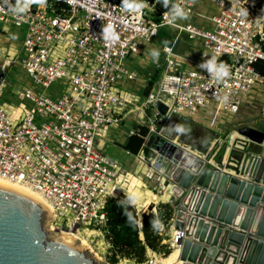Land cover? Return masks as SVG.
Here are the masks:
<instances>
[{"label": "built area", "instance_id": "obj_1", "mask_svg": "<svg viewBox=\"0 0 264 264\" xmlns=\"http://www.w3.org/2000/svg\"><path fill=\"white\" fill-rule=\"evenodd\" d=\"M200 1L205 0H154L159 7L152 9L138 0H32L27 10L14 12L18 0H0L2 26H25L20 66L36 86L20 95L33 107L16 114L1 101L7 84L0 78V178L40 193L52 208L53 225L91 226L104 239L108 233L106 206L118 195V167L100 151L98 137L117 123L122 84L138 78L124 62L139 52L141 41L168 28L174 40L184 33L202 43L196 61L177 55L189 64L182 71L172 46L161 48L166 68L144 96L143 108L166 123L173 115H233L264 81L253 68L264 60V15L256 0H207L216 6L210 16L196 10ZM175 17L184 21L173 22ZM193 18L213 26L204 28ZM56 81L64 87L59 94L49 97L37 89ZM156 102L166 107L163 115ZM36 115L47 119L35 124ZM149 212L160 233L163 219L155 207ZM157 258L161 254L152 253L142 264Z\"/></svg>", "mask_w": 264, "mask_h": 264}, {"label": "water", "instance_id": "obj_2", "mask_svg": "<svg viewBox=\"0 0 264 264\" xmlns=\"http://www.w3.org/2000/svg\"><path fill=\"white\" fill-rule=\"evenodd\" d=\"M154 106L165 113L162 103ZM262 145L258 154L241 152L222 169L155 138L181 261L264 264V141ZM51 221L52 212L42 202L0 184V264H104L85 246L51 233Z\"/></svg>", "mask_w": 264, "mask_h": 264}, {"label": "rangeland", "instance_id": "obj_3", "mask_svg": "<svg viewBox=\"0 0 264 264\" xmlns=\"http://www.w3.org/2000/svg\"><path fill=\"white\" fill-rule=\"evenodd\" d=\"M138 1L142 4H146L147 7H151L152 9L159 7L157 3L153 6L154 0ZM211 5L215 7L214 2H211ZM205 13L207 16H210L208 10H206ZM194 19L195 18H193V20ZM172 21L182 23L184 20L180 17H175L172 18ZM199 25L207 29H211L213 26L206 18L202 19ZM161 32H171L170 34L172 37L174 36V31L168 28L159 30V34ZM24 34L25 26H2L0 22V78H4L7 84L1 101L4 102L6 108H10V111H16V114L19 113L20 108L29 110L30 107H33V103L27 99L23 100L20 96L22 90H24L26 86L36 88L20 66V58L23 57L21 44ZM159 34L150 41H141L143 46L140 45L139 52L134 56L125 58L124 66L128 69H134L138 74L136 81L125 82L123 84L124 86L126 85V89L129 91L132 87L139 86L138 83H142L144 79L146 83L144 81L143 84H140L141 86L139 89H135L136 92L131 94L133 96L122 97L123 102L122 105H120L117 123L104 128L98 137V143L118 167L116 175H118L119 182L116 187L120 186L122 189L121 192L118 191L116 198L125 197L140 214L150 211L151 208L155 207L157 214H159V217L164 221V228L160 233H157L159 225H153V235L159 237V243L156 250H151L145 246L143 260L138 262L134 258H119L115 264H142L147 259V255L159 253L161 254V258H164L172 250L171 230L174 212L172 199L165 202L163 199L157 198V196L155 198L152 197V194L157 195L162 191L163 186L161 181L162 178H164L162 172L152 167V161L155 160L156 156L154 149L156 137L172 141L184 147L192 154L206 159L209 164L217 167L221 166L223 167L222 169H224L225 164L230 159H238L240 153L245 151L244 145L242 146L238 142L246 143L249 145L248 149L254 150V148L258 147L256 144L250 143L249 141L254 139L255 142H258L262 138V134H264V81L257 85L252 93L245 96L239 110L233 115L225 114L221 111L205 112L203 114L201 113L199 116L195 115L193 117L173 115L166 123L161 118L154 117L150 109L143 108V90L147 83H153L155 81L161 68L164 67V53L162 51V53L159 52L157 57L155 50L152 52L148 50V58L145 59V62H141V59L144 60V57H142V47L145 49L149 45L153 47V45L156 44L161 48L162 43L159 40ZM173 52H175L174 49ZM159 56H162V58H159ZM151 57H154V59ZM63 88L61 82L56 81L49 88L43 89L38 87L37 89L39 92L51 97L54 92L59 94ZM134 104L137 107L133 106ZM126 117L133 119L130 125H123V120ZM199 117L201 118L199 119ZM46 119L47 118H40L36 115L34 123L39 124ZM130 127H132V131H136L138 130L137 128L142 127L147 129L143 149L135 155H129V153L126 154L122 151L119 145H117V142H120L121 138L114 137L116 135L122 136L126 133L130 134ZM165 129H172V132L176 134L177 138L174 140L169 139L164 134ZM111 130H114L112 134H110ZM180 140L181 142H179ZM133 178L137 181L138 185L129 187L128 185H130ZM127 186L129 189L126 193ZM133 192H136L139 196L137 198L130 197ZM51 223L54 228H61L60 225H53L52 221ZM56 229L52 230L57 232L61 231ZM72 232L77 233L78 238L86 243L85 246L87 249L104 262V264H111L108 261V256L110 254L108 244L104 236H102L103 234L97 229L91 226H82L77 227L75 230L72 229ZM138 238L142 242V235L139 234ZM142 244L144 243L142 242ZM134 254L136 255V253Z\"/></svg>", "mask_w": 264, "mask_h": 264}, {"label": "trees", "instance_id": "obj_4", "mask_svg": "<svg viewBox=\"0 0 264 264\" xmlns=\"http://www.w3.org/2000/svg\"><path fill=\"white\" fill-rule=\"evenodd\" d=\"M256 5L260 10V15H264V1L256 0ZM264 34V27H263ZM264 47V40L262 42ZM254 70L264 77V60H258L253 65ZM152 87V82L147 83L143 90L144 96L148 94ZM147 135L146 128H139L138 134L128 136L124 149L130 153L137 154L143 149L144 137ZM107 231L106 242L109 243L108 261L115 264L119 258H134L136 261L143 260L145 246L151 250H156L159 237L153 235V222L155 216L152 213L142 212L141 228L138 229V213L125 197L111 199L106 206ZM141 232L142 244L139 237ZM136 253V255L134 254Z\"/></svg>", "mask_w": 264, "mask_h": 264}, {"label": "crops", "instance_id": "obj_5", "mask_svg": "<svg viewBox=\"0 0 264 264\" xmlns=\"http://www.w3.org/2000/svg\"><path fill=\"white\" fill-rule=\"evenodd\" d=\"M205 1H207V0H205ZM205 1H200L199 2V4L197 5V7H196V10L198 11V12H202V13H204V14H206L205 13V11L206 10H208V12H210V15H212V14H214V13H216V6L214 7L213 5H211V2H205ZM207 15V14H206ZM194 23H196V24H201V21L197 18H195L194 20ZM199 26H202V25H199ZM171 33V32H170ZM170 33H167V32H161L160 34H159V40L161 41V43H162V45H161V48H162V46H164V45H170V46H172V50L174 49L175 50V54H176V56L174 57V59L177 61V62H179L180 64H181V67H179L178 69L180 70V71H182V70H184V68H187V66L189 65H187L186 63H182L181 61V59L180 58H178V56L180 57H185V58H188L189 60H193V61H196V60H198L199 59V57H200V53H201V51H202V49H203V47H202V43H201V41L200 40H197V39H195V40H190V39H188L187 38V36L184 34V35H181V37H180V39L179 40H174V36L172 37V35L170 34ZM174 35H175V33H174ZM171 42V43H170ZM140 45L141 46H143V43L142 42H140ZM161 48H159L156 44H154L153 45V47H152V45H149L148 47H146L145 49H143V47H142V52H143V54H142V57H144V60L143 59H141L142 61L141 62H145V59H147L148 58V55H147V51L149 50L150 52H152L153 50H155V53H156V56L158 57V55H159V52H161ZM185 50V51H184ZM162 53V52H161ZM178 55V56H177ZM162 58V56H159V58ZM151 58H153L154 59V57H151ZM163 60H164V56H163ZM140 61V60H139ZM164 67L163 68H161V70H160V72H159V74H158V76H157V78L155 79V81L152 83V86L154 85V84H156L157 83V81L159 80V78H160V75L164 72V69L166 68V62H165V60H164ZM142 67V66H141ZM144 81H145V83H146V80L144 79ZM144 81L142 82V83H138L139 84V86H134V87H132V89L131 90H127L126 88V85L124 86L123 84H122V86H121V89L124 91V96L125 97H130V96H133V95H131V94H134V92H136V90L137 89H139V87L141 86L140 84H143L144 83ZM144 88V87H143ZM142 88V89H143ZM136 89V90H135ZM141 89V90H142ZM144 96V95H143ZM133 106H136L135 104L133 105ZM137 107V106H136ZM203 114V113H202ZM196 115H200V113L199 114H196ZM195 116V115H194ZM201 117H199V119H200ZM133 119H130V118H128V117H126L123 121H124V123H123V125L124 124H128V125H130L131 123V121H132ZM132 127H130L129 129L132 131V129H131ZM122 130H125V129H123V128H121ZM138 130H139V128H137ZM112 131H114V130H111V132H110V134H112ZM126 131V130H125ZM130 134H124V135H120V136H114V137H116V138H121V140H120V142H117V145H119V148L122 150V151H124L126 154L127 153H129V155H135V154H133V153H130L128 150H126V149H124V145H125V142L127 141V138H128V136H129ZM262 140V141H261ZM263 141H264V134H262V138L260 139V141H258V142H255L254 141V139H251V141H249L250 143L252 142L253 144H256V146L258 147V148H254V150H252V149H248V144H246V143H241V142H238V143H240L242 146L244 145V152H249V153H252V154H258L259 152H261V149H262V143H263ZM99 146V148H100V151L108 158V159H110V160H112V158L110 157V156H108L106 153H105V151L100 147V144L98 145ZM246 146V147H245ZM115 160V159H114ZM220 166V165H219ZM220 168H223V167H221L220 166ZM163 180V179H162ZM133 185H138V183H137V181H135L134 180V178H133V180L131 181V183H130V185H128L129 187H132ZM128 186H127V190L125 191L126 193L128 192ZM121 189H122V187H118V191L119 192H121ZM130 196V195H129ZM139 196V194H137L136 192H133L132 193V196H130V197H135V198H137ZM151 196V195H150ZM157 196V198H159V199H163V201H169L170 199H171V193L169 192V188H163L162 189V191H160L157 195H153L152 194V197L153 198H155ZM136 201V200H135Z\"/></svg>", "mask_w": 264, "mask_h": 264}, {"label": "bare ground", "instance_id": "obj_6", "mask_svg": "<svg viewBox=\"0 0 264 264\" xmlns=\"http://www.w3.org/2000/svg\"><path fill=\"white\" fill-rule=\"evenodd\" d=\"M15 113H17V112L15 111ZM166 129H167V127H166ZM167 132H169L170 137H172L173 140L177 138V136H176L175 133L172 134L173 133L172 132V129H168L166 131V133ZM155 151H157V149ZM156 154H157V152H156ZM156 158H157V155L155 156V160L152 161V164L153 165L152 164L151 165H152V167H154V169H156L159 172H162V174L164 175L163 168L160 165V163L158 161H156ZM162 179H164V178H162ZM118 182H119V178L117 177V179H116V185H118ZM161 182H163V180ZM0 184L9 186L11 188H14L16 190H19L21 192H24V193H26V194H28V195L36 198L37 200H39L40 202H42L47 207V209L49 211L52 212V208L49 205L48 201L45 200L41 196L40 193L32 190L31 188H29V187H27L25 185L19 184V183L11 182V181L6 180V179H3V178H0ZM117 191H118V187H117ZM52 218H53V215H52ZM49 228H50L51 233H53V234H55L57 236H62V237H66L68 239L74 240V241L78 242L79 244H81L82 246H85L86 245V243L83 240H81V239L78 238L77 233L72 232V229H65V228H57L56 229V228H54L52 226V223L51 222L49 224ZM52 229H56V230L59 229L61 231H58L57 232V231H54ZM75 229H73V230H75ZM171 235H172V243H171V249L172 250H171V252L167 256H165L164 258H157V260L154 261V264H186L185 262H183V261H181L179 259V251H180V249H179V245L177 244V242L175 240L177 238V236H178V233L173 228L171 230Z\"/></svg>", "mask_w": 264, "mask_h": 264}, {"label": "clouds", "instance_id": "obj_7", "mask_svg": "<svg viewBox=\"0 0 264 264\" xmlns=\"http://www.w3.org/2000/svg\"><path fill=\"white\" fill-rule=\"evenodd\" d=\"M32 2V0H24V3L23 4H20L19 3V0L17 2V6L13 9L14 12H23L25 10H27L28 8V5ZM42 2V0H41ZM125 6L129 9L133 8V7H138V6H134L132 4H125ZM175 13L177 15H183V13L179 10V9H175ZM224 74H226V72H224Z\"/></svg>", "mask_w": 264, "mask_h": 264}]
</instances>
